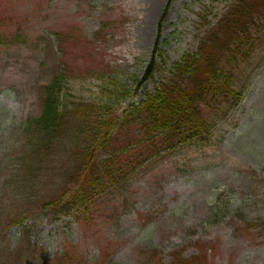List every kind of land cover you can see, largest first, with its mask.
I'll return each mask as SVG.
<instances>
[{
  "label": "rangeland",
  "instance_id": "rangeland-1",
  "mask_svg": "<svg viewBox=\"0 0 264 264\" xmlns=\"http://www.w3.org/2000/svg\"><path fill=\"white\" fill-rule=\"evenodd\" d=\"M230 2L0 0V264H264V39L239 75L242 100L214 114L209 140L169 147L116 132L122 142L97 158L122 152V172L85 211L48 205L75 191L70 151L44 152L31 174L21 166L23 123L41 114L55 76L89 97L122 75L133 92L123 117Z\"/></svg>",
  "mask_w": 264,
  "mask_h": 264
},
{
  "label": "trees",
  "instance_id": "trees-1",
  "mask_svg": "<svg viewBox=\"0 0 264 264\" xmlns=\"http://www.w3.org/2000/svg\"><path fill=\"white\" fill-rule=\"evenodd\" d=\"M263 39L264 0H231L221 17L208 26L196 50L163 71L166 74L156 89L134 102L133 110L123 117L120 112L133 92L122 75L101 78L99 92L84 97L72 90L66 74H58L44 86L41 114L23 123L29 148L21 156L22 168L31 174L35 159L44 152L70 151L75 165L66 171L67 181L75 184V191L68 194L66 190L48 205L85 211L98 185L122 172L115 166L122 152L104 161L97 158L99 150L122 142L116 132L132 127L135 137H161L169 147L209 140L214 114L223 111V104L242 100L239 75ZM65 137L71 139V146H66ZM33 139L37 141L31 144ZM24 221L20 217L7 226Z\"/></svg>",
  "mask_w": 264,
  "mask_h": 264
}]
</instances>
